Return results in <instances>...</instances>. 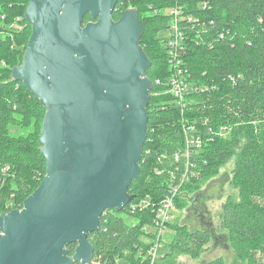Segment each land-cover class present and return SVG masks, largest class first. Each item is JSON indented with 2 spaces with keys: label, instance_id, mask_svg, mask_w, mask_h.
Here are the masks:
<instances>
[{
  "label": "trees",
  "instance_id": "trees-1",
  "mask_svg": "<svg viewBox=\"0 0 264 264\" xmlns=\"http://www.w3.org/2000/svg\"><path fill=\"white\" fill-rule=\"evenodd\" d=\"M30 1L26 0L24 13L14 19L20 0H0V215L11 197L9 184L14 183L17 191L34 186L30 196L47 173L39 144L47 109L22 82L12 78L13 68L24 58L17 46L23 45L26 51L32 33L26 19ZM180 5L182 15L195 19L194 25L181 23L187 36L184 66L188 81L210 88L204 94L189 95L183 114L170 91V57L160 37L170 27L171 17L159 11L175 6L174 2L119 0L114 11L115 21L128 9L138 11L144 30L140 43L151 61L148 77L153 87L147 108L148 134L139 163L142 172L129 187L134 198L120 211L135 224L115 210L106 212L101 230L89 236L94 247L92 264H150L147 254L154 234H147L144 228L154 225L156 208L180 185L175 207L183 208L182 195L198 190L215 176L232 159L235 148L239 151L235 183L240 187V200L228 197L221 228L239 257L249 258L250 264H264L256 259L258 253H264V0H185ZM90 21L91 16H86L84 23ZM32 122L34 131L27 136L10 134V126L25 127ZM185 123L194 126L193 134L203 141L201 149L191 150L190 164L184 158L174 159L185 152ZM224 127L231 136L220 133ZM240 134L246 140L243 145H238ZM185 175L188 181L182 184ZM143 199L152 206L139 209ZM132 205L136 206L134 213ZM168 227L175 231L169 253L178 251L197 258L212 240L207 229L188 231L170 223ZM76 247L67 246L69 256Z\"/></svg>",
  "mask_w": 264,
  "mask_h": 264
},
{
  "label": "water",
  "instance_id": "water-1",
  "mask_svg": "<svg viewBox=\"0 0 264 264\" xmlns=\"http://www.w3.org/2000/svg\"><path fill=\"white\" fill-rule=\"evenodd\" d=\"M118 2L31 0L26 8L32 33L12 78L47 109L39 138L47 173L22 209L0 215V264H92L89 236L134 198L153 83L138 11L115 21Z\"/></svg>",
  "mask_w": 264,
  "mask_h": 264
},
{
  "label": "rangeland",
  "instance_id": "rangeland-1",
  "mask_svg": "<svg viewBox=\"0 0 264 264\" xmlns=\"http://www.w3.org/2000/svg\"><path fill=\"white\" fill-rule=\"evenodd\" d=\"M18 5L14 19L24 13L26 0H20ZM18 27L20 30L22 29L20 26ZM166 34L167 31H164L160 34V37H164ZM17 48L25 55L26 51H24L23 45H18ZM9 130L14 137L27 136L34 131V125L32 122L31 125L25 127L10 126ZM225 135L228 137L231 136V133ZM237 139L239 140L238 145H243L246 141L241 134L237 136ZM238 155L239 151L235 148L232 159L220 167L215 176L203 182L198 190H194L191 194H183L186 205L180 209L174 207L171 213L170 224L185 226L188 231L210 230L211 242L203 247L197 258L178 251L169 253V249L172 247L169 243L172 241L175 231L167 227L163 235L162 246L159 249V255L162 256L159 264H250L249 258L239 257L235 253L228 233L221 228L223 205L228 197L232 196L236 201L240 200V187L235 183ZM8 187L11 188V197L2 207L5 213L15 210L19 205H23L34 188L33 186L27 191H17L14 183L9 184ZM118 215L123 217L129 224H135V221L127 213L118 212ZM149 230H151L150 233L155 232L152 228H149ZM256 259L264 263V253H258ZM119 264H126V262L119 261Z\"/></svg>",
  "mask_w": 264,
  "mask_h": 264
},
{
  "label": "built area",
  "instance_id": "built-area-1",
  "mask_svg": "<svg viewBox=\"0 0 264 264\" xmlns=\"http://www.w3.org/2000/svg\"><path fill=\"white\" fill-rule=\"evenodd\" d=\"M171 1L174 2L175 6L164 9V11H158L159 13H163L171 17L170 27L165 30L167 31V34L162 37V39L164 41V47L166 48L168 56L170 57V67L172 70V75L169 79V84L171 87L170 91L174 95L176 99L175 102L177 103V106L180 108L183 114L187 109V99L189 95H191L192 93L204 94L206 92H209L210 88L208 86H194L188 81L187 71L184 66V52L186 50L185 48L187 36L185 31L183 30L181 23L186 22L188 24L190 23L194 25L195 19L190 16L186 17L182 15V6L180 4L185 0ZM198 23L199 21L197 20L196 24ZM187 123L184 124L185 152L184 154H176L174 159L178 162L182 160V158H184V161L187 164H190L189 159L191 156V150L194 147L201 149L203 141L200 135L193 134V131H195V127L192 125L189 126ZM220 133L223 136H226V127L221 128ZM186 181H188V178L185 175L182 179V184H184ZM180 187L181 185L179 187L173 188L171 190V193L166 196L161 204L156 208L157 212L154 225L144 228V231L147 234L151 232L149 228L155 230V232L152 231L154 234L153 242L147 254L148 258L150 259V264H158L159 260L162 257L159 255V249L162 246L163 235L170 222L171 213L173 208L175 207V199L178 196ZM151 206L152 204L148 199H143L139 204V209L142 210ZM130 211L132 213L136 212V206L132 205Z\"/></svg>",
  "mask_w": 264,
  "mask_h": 264
}]
</instances>
